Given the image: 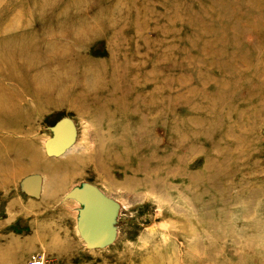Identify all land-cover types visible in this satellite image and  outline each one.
Here are the masks:
<instances>
[{"label": "rangeland", "instance_id": "obj_1", "mask_svg": "<svg viewBox=\"0 0 264 264\" xmlns=\"http://www.w3.org/2000/svg\"><path fill=\"white\" fill-rule=\"evenodd\" d=\"M0 92V264H264V0H0Z\"/></svg>", "mask_w": 264, "mask_h": 264}, {"label": "bare ground", "instance_id": "obj_2", "mask_svg": "<svg viewBox=\"0 0 264 264\" xmlns=\"http://www.w3.org/2000/svg\"><path fill=\"white\" fill-rule=\"evenodd\" d=\"M87 38L88 37H84V39H87ZM45 60L48 61L47 69L50 67V71H55L52 76H49L47 74L49 69L48 71L44 72L42 70L43 66H40V64L43 63ZM11 70L13 72L16 71L14 69H11ZM63 71H65L64 75H63ZM20 72L23 73L24 75L28 74V77L26 78L36 79L37 84L40 86V90L38 91H33V92H28V93L24 92L26 95V98H23L21 93H19L21 97L20 100H22L23 102L25 101L26 103L32 104L34 107L35 106L36 107L56 106V102H57L56 95L58 96V98H61V97L64 98L65 95L77 94L78 96L77 99L80 98V100H83L82 103L84 104L83 107L85 108L89 101L93 102L91 98L93 95V90L91 89V87H89L88 85L89 82H87L86 76L83 75L82 76L83 80L80 81L79 77L76 74H73V71H68V69L64 70V68H62L58 62H56L54 56L41 57L36 66L31 67L28 70L23 69ZM19 79H21V77H10L9 82L10 84H20L22 88H25L26 87L25 84H23V82H21ZM35 83L36 82L31 81L29 84L33 85ZM72 83H77V87L73 91L70 89ZM80 83L82 84V86ZM83 85H85L86 87ZM78 88H85V89H79L78 93H76ZM70 93H73V94H70ZM4 96L5 95L0 92V97H4ZM8 100L10 99L6 97V102ZM80 105L81 104H79V106ZM18 113L26 114L21 111L20 112L15 111L11 114H15V117L19 119L20 114ZM22 132H23L22 129H19L18 127L15 126L13 127V129L9 131V134L13 136V135L21 134ZM21 146L24 148L25 146H27V144L23 142L16 143L15 145H12V147L9 149L8 152H12L10 155H13V158H12V162L8 164V166L10 167H7V165H5L6 166V176L8 174L7 170H9V168H11L12 171L13 170L16 171V173L18 171H19L18 173H21V172L25 173V170L27 169L26 166L27 164H30V163L32 164L33 171L38 170L36 166L38 164L37 162L39 161L37 157L39 156L35 154L32 147L20 151ZM14 166H16V168H14Z\"/></svg>", "mask_w": 264, "mask_h": 264}, {"label": "built area", "instance_id": "obj_3", "mask_svg": "<svg viewBox=\"0 0 264 264\" xmlns=\"http://www.w3.org/2000/svg\"><path fill=\"white\" fill-rule=\"evenodd\" d=\"M45 257L43 255H37L35 257H31L27 264H45Z\"/></svg>", "mask_w": 264, "mask_h": 264}]
</instances>
